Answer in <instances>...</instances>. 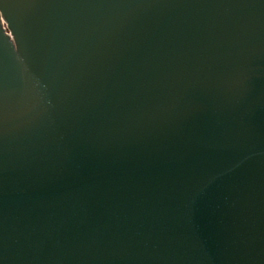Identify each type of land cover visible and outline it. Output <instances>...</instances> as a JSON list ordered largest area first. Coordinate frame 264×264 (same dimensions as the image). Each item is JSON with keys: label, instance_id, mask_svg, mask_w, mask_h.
I'll list each match as a JSON object with an SVG mask.
<instances>
[{"label": "water", "instance_id": "95a60500", "mask_svg": "<svg viewBox=\"0 0 264 264\" xmlns=\"http://www.w3.org/2000/svg\"><path fill=\"white\" fill-rule=\"evenodd\" d=\"M0 264H264V0H0Z\"/></svg>", "mask_w": 264, "mask_h": 264}]
</instances>
